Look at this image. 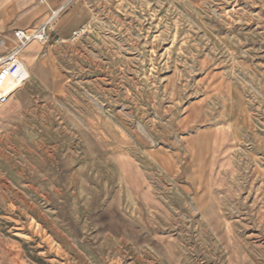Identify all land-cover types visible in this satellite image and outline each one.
I'll list each match as a JSON object with an SVG mask.
<instances>
[{
	"label": "rangeland",
	"instance_id": "rangeland-1",
	"mask_svg": "<svg viewBox=\"0 0 264 264\" xmlns=\"http://www.w3.org/2000/svg\"><path fill=\"white\" fill-rule=\"evenodd\" d=\"M97 9L56 49L85 58L51 65L57 103L36 108L37 136L12 126L0 143V264H264V0ZM22 60L9 101L31 81ZM143 83L165 88L160 105H132ZM224 126L229 140L205 134ZM194 133L208 140L185 155Z\"/></svg>",
	"mask_w": 264,
	"mask_h": 264
},
{
	"label": "crops",
	"instance_id": "crops-1",
	"mask_svg": "<svg viewBox=\"0 0 264 264\" xmlns=\"http://www.w3.org/2000/svg\"><path fill=\"white\" fill-rule=\"evenodd\" d=\"M103 0H0V56H3L8 50L15 45L14 32L16 30L33 31L38 29L46 20H50L48 26L50 47H41L35 42L29 44L20 57H26L30 60L31 81L16 93V96L0 105V143L7 137V132L12 128L18 134L19 138H33L37 136L38 123L36 119V111L40 104L42 107H55L57 101L55 99V91L58 89V82L55 81L53 74V66L58 64L59 59L66 55L72 58H85V54L81 52H67L56 50L59 43H73L69 41L71 34L82 27H93L97 20V6ZM74 57V58H75ZM62 68V67H61ZM76 82L72 85L78 91H84L85 82L82 76L85 74V67L80 66L74 68ZM152 84L143 83L140 96H132V105L136 103L145 108L156 106L164 101L165 88L160 86L152 87ZM48 92L52 98L48 100L39 99L40 92ZM158 97L156 99L155 95ZM9 101V102H8ZM5 105V106H4ZM202 103L194 104L188 109L190 115L202 110ZM53 113V112H52ZM201 116V115H198ZM34 120V121H33ZM201 121L207 123V120ZM48 127V126H47ZM224 130L228 135L227 127L209 129V136L214 130ZM24 133V135H22ZM204 134V135H205ZM229 140V135L227 137ZM206 141L200 133H194L190 136L189 144L186 146L184 153L187 154V148L191 143L198 141ZM228 143V142H227ZM228 147V145H226ZM188 156V155H187ZM136 166V160L132 158ZM140 169V168H139ZM199 169H201L199 167ZM196 178L192 179L187 176L184 169L185 180L191 185H200L203 181L202 170H198L196 166ZM144 175V174H143ZM145 205V204H144ZM146 206V205H145Z\"/></svg>",
	"mask_w": 264,
	"mask_h": 264
},
{
	"label": "built area",
	"instance_id": "built-area-1",
	"mask_svg": "<svg viewBox=\"0 0 264 264\" xmlns=\"http://www.w3.org/2000/svg\"><path fill=\"white\" fill-rule=\"evenodd\" d=\"M50 20H46L38 29L33 31L16 30L14 32L15 45L12 49L8 50L3 56H0V105L4 104L11 92H4L6 81L13 75L21 72L24 68V62L20 54L32 42H37L42 45L49 43L48 26ZM87 30L82 27L74 31L70 38V42H75L87 35ZM24 78L22 82H26Z\"/></svg>",
	"mask_w": 264,
	"mask_h": 264
},
{
	"label": "bare ground",
	"instance_id": "bare-ground-1",
	"mask_svg": "<svg viewBox=\"0 0 264 264\" xmlns=\"http://www.w3.org/2000/svg\"><path fill=\"white\" fill-rule=\"evenodd\" d=\"M87 30H88V29H87ZM24 66H25V63H24ZM19 73H20V72H19ZM19 73H18V74H19ZM18 74H16V75H18ZM14 76H15V75L11 76V77L6 81V83H7V84H11V85L14 86V88H15L16 86H18V85L21 84L22 82L20 81L21 78L17 79L18 77L16 76V78H14ZM13 82H14L15 84H14ZM205 84H206V83H205ZM224 99H225V98H224ZM193 143H194V142H193ZM192 147H194V146H192ZM197 147H198V144H197ZM196 157H197V156H196ZM196 157H195V158H196ZM195 169H196V168H195ZM195 176H196V175H195ZM126 190H127V189H126ZM128 192H129V191H128ZM136 196H137V194H136ZM154 211H155V210H154Z\"/></svg>",
	"mask_w": 264,
	"mask_h": 264
}]
</instances>
